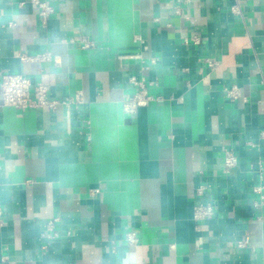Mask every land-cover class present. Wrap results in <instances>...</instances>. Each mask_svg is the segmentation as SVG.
I'll list each match as a JSON object with an SVG mask.
<instances>
[{"label": "crops", "instance_id": "crops-1", "mask_svg": "<svg viewBox=\"0 0 264 264\" xmlns=\"http://www.w3.org/2000/svg\"><path fill=\"white\" fill-rule=\"evenodd\" d=\"M41 1L45 22L0 0V85L23 74L85 104L19 111L0 86V264H264V0ZM132 77L154 100L129 115Z\"/></svg>", "mask_w": 264, "mask_h": 264}, {"label": "built area", "instance_id": "built-area-1", "mask_svg": "<svg viewBox=\"0 0 264 264\" xmlns=\"http://www.w3.org/2000/svg\"><path fill=\"white\" fill-rule=\"evenodd\" d=\"M32 3L39 9L40 16L45 22L53 12L52 7L46 2L41 0H32ZM239 10V6L236 4L232 7V11L236 13ZM92 46L91 42L84 39V48ZM23 61H50L52 60L51 54L44 53L35 57H22ZM208 66L214 69L216 64L212 61H208ZM130 83L137 87V91L134 95L128 97L123 101V110L126 114H134L140 107L147 106L154 99L149 94L150 84L144 79H138V77H132ZM1 89L3 94V106L12 107L19 111H25L29 109H46L56 110L58 107L63 106L68 109L80 108L84 106L85 101L82 93H78L74 97H68L63 100H52L49 98V87L42 82L34 83L29 77L23 74L17 73H5L1 79ZM227 97L230 101H238L242 98L241 91L237 86L229 87L226 89ZM224 174H231L238 167V157L234 149L226 148L224 150ZM205 191V187H199L197 194L202 196ZM255 192H259L258 189ZM264 205V197H262ZM214 209L212 205H201L195 208L194 217L198 221H205L213 216ZM59 219L51 220L47 224V231L43 235L50 242L60 237V234L55 231L56 225ZM126 242L129 247H136L139 244V238L135 232L129 231L126 234ZM248 246V240L239 241V248H246Z\"/></svg>", "mask_w": 264, "mask_h": 264}]
</instances>
